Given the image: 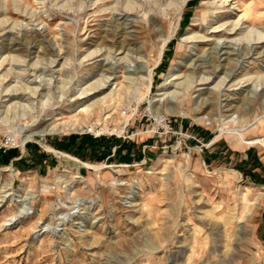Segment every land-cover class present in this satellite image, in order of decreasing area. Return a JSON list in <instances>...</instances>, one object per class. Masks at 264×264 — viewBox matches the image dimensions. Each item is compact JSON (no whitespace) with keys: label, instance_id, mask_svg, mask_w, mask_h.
<instances>
[{"label":"rangeland","instance_id":"rangeland-1","mask_svg":"<svg viewBox=\"0 0 264 264\" xmlns=\"http://www.w3.org/2000/svg\"><path fill=\"white\" fill-rule=\"evenodd\" d=\"M117 1L125 2L0 0V22L9 19L4 31L0 25L1 74L24 67L12 55L38 60L39 69L28 72L40 75L31 87L43 88L18 100L33 109H0V264H264V146L246 143L264 140V89L252 91L257 82L264 86V59L255 54L241 68L226 61L217 75L204 74L214 79L205 86L211 93L192 89L177 102H153L173 68L192 72L214 46L198 47L186 35L237 20L249 27L246 15L261 30L264 0H126L142 3L120 22L131 47L142 50L131 53L154 68L152 88L129 82L119 67L112 95L79 112L86 100L80 89L101 78L97 67L106 57L87 54L120 51L109 32ZM227 70L225 89H215ZM203 98L212 105L200 106ZM228 104L234 109L226 112ZM155 116L167 119L169 132ZM97 120L111 129L125 125V139L101 138L106 149L91 144L100 139L83 132ZM65 125L63 133L18 142L24 129Z\"/></svg>","mask_w":264,"mask_h":264},{"label":"bare ground","instance_id":"bare-ground-1","mask_svg":"<svg viewBox=\"0 0 264 264\" xmlns=\"http://www.w3.org/2000/svg\"><path fill=\"white\" fill-rule=\"evenodd\" d=\"M146 2L150 3V0H146ZM141 7H142V3L137 4V2L125 0V2L117 1L116 5L112 8L114 10L115 15H117L115 16L116 19H114V23H116V25L112 26L109 32L113 33V38L114 40L116 39L115 42L116 43L119 42V44H121V48L117 54L115 52L112 53L109 51L108 53L111 55H107L106 53L104 54L102 53L103 52L102 48H96L90 51L89 54H87V57L90 59L92 58L94 59L100 56H106V57L99 59V63L97 67L98 70L100 69V71H102L101 78L97 79L96 81H93V78L88 79L85 83L87 86L85 88L82 87L80 89L81 93L78 98L86 99V100L84 101L83 104H81L78 107V109L80 110L79 112H88L90 110H93L97 105H99V103L103 102L108 96L112 95L114 89L109 88V86L111 84V81H113L115 77L117 68L119 67L120 68L124 67L125 69L124 73L126 74L125 78L129 82L133 83L138 79L146 81L148 83L147 84L148 91L151 90L154 79V68L143 66V60L146 56L145 57L138 55L134 56V54L131 53V52H136L138 54V52L141 53L142 50L136 49L135 51V49L131 47V43H130L131 37L125 36L127 31L126 30L127 23L120 22L121 19L125 18L129 14H133L138 10H140ZM177 10L178 9L176 8V11ZM250 11H251L250 9H246V12H250ZM253 19H255L253 16L246 15V20L251 22V25L249 27H245V26L242 27L243 23L240 24L241 20H237V21L235 20L236 22L234 23L213 24L211 28L212 30L210 32L206 31V33H204L203 35L193 32L186 35L185 40L188 42H192L194 45L198 47L203 42H211V41L213 42L214 46L210 49L207 56H200L199 59L193 64V66L191 67L192 72L188 74H184L179 72V68L177 67L173 68L170 71V74L167 77L164 85L161 87L159 92L155 94L153 102L159 103L161 105H163L165 101L177 102L178 99H180L182 96L185 95V93H187L192 89H196L197 92H202V91L204 92V90H208L211 93V88L209 87L205 88V86L213 84L214 79L204 74L214 72V74L217 75V72L219 70H222L224 67V64H222L223 62L229 61V64L230 65L233 64L235 68L237 67L241 68V66L242 65L245 66L246 65L245 62H247L250 58H253L255 54H258V57L256 59L263 60L264 59V28H262L261 30L255 28V21H253ZM4 20L5 21L3 23L0 22V25H3L1 27L3 28L2 29L3 31L6 28L5 26L9 24L8 23L9 19L6 18ZM217 34H220V36H218ZM214 37H217V39H212ZM162 43L163 44L159 51L155 66H157L160 63V60L162 59L164 54V50L167 44L169 43V38L166 37L163 38ZM14 44L22 45V41L15 40ZM259 49H261V51H258ZM232 56H238V57L237 59H233ZM11 58L13 62H17L18 65L24 67L21 69V71H18L15 74H12L10 70L9 71L7 70V72L1 74L3 69L1 70L2 65H0V109L3 107L8 108V111L10 109L12 110V108H14L15 110L19 108H22L23 110H25L26 108L33 109L32 106L34 103H23L18 100L25 99V97H27V94H32V96L34 97L36 95H39L41 91H43V88L41 86L34 85V87L33 86L31 87L32 84L38 83L39 80L37 79L40 77V75L37 76L36 73L29 74L28 72L29 70L32 69L35 70L39 69L38 67L39 62L38 60L37 61L35 60V62L30 63L21 55H12ZM234 60L236 62H232ZM55 62H57V59L54 60L52 63ZM131 63L140 64V68H138L139 70H137V68L130 69L131 67L129 68V66H131ZM205 63L206 64L210 63V65H212L213 70L207 71L206 66H204ZM231 76H232V70L225 72L224 76H222L221 79L218 78L220 79V81L214 86L215 89L223 88L224 90L225 84L227 83V81L228 82L230 81L229 78ZM29 77H32V79H30ZM249 80L250 79H248V81ZM106 89L107 92H103ZM258 89L260 90L264 89L262 82L255 83L254 89L252 88V91H257ZM201 95L202 93L197 94V97L200 98ZM30 96H28L26 100H28ZM211 105H212V101L210 99L203 98L201 100L200 106L204 107ZM200 106H197V110H199ZM227 107H228L227 110H225L226 112H229L232 109H234L233 106H230L229 104L227 105ZM213 112L214 111H212V113ZM158 118L162 119L163 117L160 116ZM200 119L201 118H197L198 121ZM261 123H263V121H261L260 124ZM59 129L60 127L58 126H54L50 130L42 129V130L29 131L28 129H24L23 134L18 136V142L23 146L27 141L32 140L33 138L36 137H43L51 133H63L65 130L67 131V125L63 127V131H59ZM71 129L73 130L75 129V127ZM237 136H239V138H241L242 141H245L244 136L242 134H237ZM246 143L250 145L258 143L264 146V140H256ZM56 154L59 155L61 154L63 157H67L70 160H75L71 156H67L63 153L56 152Z\"/></svg>","mask_w":264,"mask_h":264},{"label":"built area","instance_id":"built-area-1","mask_svg":"<svg viewBox=\"0 0 264 264\" xmlns=\"http://www.w3.org/2000/svg\"><path fill=\"white\" fill-rule=\"evenodd\" d=\"M130 111L128 108H125L123 110V116L126 117L127 115H129ZM154 122L155 124H157L158 129H164V131H168L170 130L169 128V122L167 121V119L165 117H163L162 119L158 118L157 116H155L154 118ZM169 128V129H168ZM126 129V126H118L115 129H111V126L108 125V122H102L101 121H96L90 124L88 129H85L83 134H88L90 136H92L94 139H101V138H110L113 136H116L118 138L123 137L124 138V130ZM169 132V131H168ZM125 139V138H124Z\"/></svg>","mask_w":264,"mask_h":264},{"label":"trees","instance_id":"trees-1","mask_svg":"<svg viewBox=\"0 0 264 264\" xmlns=\"http://www.w3.org/2000/svg\"><path fill=\"white\" fill-rule=\"evenodd\" d=\"M87 141H90V143L93 144V145L99 146V148H101V147H103V149L109 148L107 145L104 146L107 143L106 139H100L98 141H92V140H87ZM75 149H72V150L74 151ZM76 150L78 151V149H76Z\"/></svg>","mask_w":264,"mask_h":264},{"label":"crops","instance_id":"crops-1","mask_svg":"<svg viewBox=\"0 0 264 264\" xmlns=\"http://www.w3.org/2000/svg\"><path fill=\"white\" fill-rule=\"evenodd\" d=\"M254 183H257V182H254ZM247 189H248V188H247ZM247 195H248V194H247V193H245V196H247ZM263 220H264V219L262 218V220H261V221L263 222Z\"/></svg>","mask_w":264,"mask_h":264}]
</instances>
